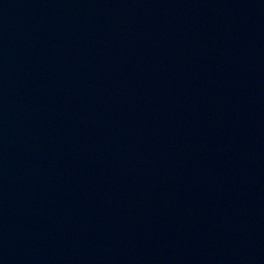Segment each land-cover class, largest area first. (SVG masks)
<instances>
[{
  "label": "water",
  "instance_id": "obj_1",
  "mask_svg": "<svg viewBox=\"0 0 264 264\" xmlns=\"http://www.w3.org/2000/svg\"><path fill=\"white\" fill-rule=\"evenodd\" d=\"M0 264H264V0H0Z\"/></svg>",
  "mask_w": 264,
  "mask_h": 264
}]
</instances>
